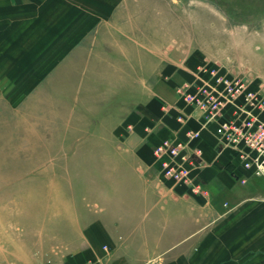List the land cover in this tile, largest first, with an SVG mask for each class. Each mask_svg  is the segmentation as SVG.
<instances>
[{
  "label": "rangeland",
  "instance_id": "rangeland-1",
  "mask_svg": "<svg viewBox=\"0 0 264 264\" xmlns=\"http://www.w3.org/2000/svg\"><path fill=\"white\" fill-rule=\"evenodd\" d=\"M93 14L91 46L70 63L0 82V264H129L118 242L95 240L91 226L131 233L133 218L147 214V180L121 144L120 122L161 86L167 55L158 42L251 74L264 90V0L109 1L106 14L93 2Z\"/></svg>",
  "mask_w": 264,
  "mask_h": 264
},
{
  "label": "crops",
  "instance_id": "crops-1",
  "mask_svg": "<svg viewBox=\"0 0 264 264\" xmlns=\"http://www.w3.org/2000/svg\"><path fill=\"white\" fill-rule=\"evenodd\" d=\"M109 1L131 0H0V82L27 81L43 65L70 63L77 50L91 46L93 2L106 14ZM100 18L101 29L102 13ZM123 25L128 24L114 31L121 48ZM157 44L167 55L161 86L122 118L120 126L128 134L119 138L141 181H149L141 186L146 196L140 205L147 214L133 218L131 233L99 221L92 224V235L101 242H118L116 250L132 257L129 264H138L141 255L162 258L160 264H264V176L241 168L236 154L220 146L217 123L204 126L200 112L177 93L184 84L196 82L209 61L188 56L187 48L170 40L166 46ZM14 66L20 71L13 72ZM189 131L200 132L195 145L202 150V164L194 174L206 193L197 196L163 181L153 155L163 140H187Z\"/></svg>",
  "mask_w": 264,
  "mask_h": 264
},
{
  "label": "built area",
  "instance_id": "built-area-1",
  "mask_svg": "<svg viewBox=\"0 0 264 264\" xmlns=\"http://www.w3.org/2000/svg\"><path fill=\"white\" fill-rule=\"evenodd\" d=\"M196 82L177 89L179 96L199 111L204 126L217 123L216 136L223 149H231L239 165L264 176V90L251 74H240L219 63L206 62ZM199 131H189L187 140L171 137L154 148L163 181L185 187L190 195L206 193L194 171L202 164V150L195 145ZM245 182V179H242ZM108 251V247H105ZM80 264H102L86 260Z\"/></svg>",
  "mask_w": 264,
  "mask_h": 264
}]
</instances>
